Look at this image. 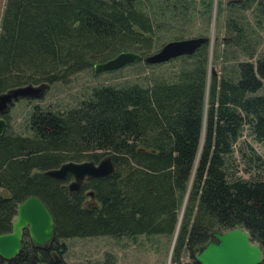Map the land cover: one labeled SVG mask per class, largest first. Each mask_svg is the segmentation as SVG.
I'll list each match as a JSON object with an SVG mask.
<instances>
[{
	"label": "trees",
	"instance_id": "obj_1",
	"mask_svg": "<svg viewBox=\"0 0 264 264\" xmlns=\"http://www.w3.org/2000/svg\"><path fill=\"white\" fill-rule=\"evenodd\" d=\"M240 1L231 6V40L223 44L252 59L258 30L264 36V0ZM143 4L6 0L0 93L67 82L121 52L147 56L155 26ZM246 9L251 19L242 15ZM226 55L216 48L212 64L227 62ZM208 57L203 45L171 61L176 69L168 75L149 77L145 85L94 88L65 112L34 107L29 137L0 136V190L7 193H0V235L11 231L17 205L32 196L56 226L46 250L24 233L21 251L7 264H64L59 254L65 247L60 251L58 244L64 239L175 233L171 264H198L194 256L214 233L239 227L264 253V154L241 141L247 133L264 148V94H258L264 62L255 67L232 52L228 72L209 76ZM84 158L94 164L109 158L113 174L87 179L77 192L45 175ZM87 196L96 206L86 207Z\"/></svg>",
	"mask_w": 264,
	"mask_h": 264
},
{
	"label": "rangeland",
	"instance_id": "obj_2",
	"mask_svg": "<svg viewBox=\"0 0 264 264\" xmlns=\"http://www.w3.org/2000/svg\"><path fill=\"white\" fill-rule=\"evenodd\" d=\"M239 2L241 1L143 0L144 4L141 8L143 7L146 12L148 10L147 13L155 26L153 44L147 56L157 53L169 42L204 37L209 38L212 42L211 45L206 44L209 51V76L213 75V71L215 74L222 71L228 72L232 62V52L237 54L239 62H251L256 67L259 60L264 62V36L261 30H258L257 37L255 36L253 39L259 45L254 49L256 51L252 59L245 57L239 50L227 48L223 44L231 40L226 23L233 13L231 6L238 5ZM5 3L6 0H0V26ZM243 7L242 9H245ZM251 12L252 9L242 10V15L251 19ZM216 48L218 53L227 54V62L219 60L217 64H212L214 63L212 52ZM141 64L137 66L133 64L117 71L97 75L94 74L93 68H90L72 76L67 82H57L47 86L34 85L38 88L41 87L42 93L31 99L19 98L10 105L8 111L2 116L7 122L5 132L8 135L29 137L31 132L28 122L34 107H38L42 111L65 112L76 107L81 101L87 100L94 88L100 86L120 88L135 83L145 85L149 77L164 73L168 75L176 69V62L172 63L171 61L159 65H147L143 62ZM10 90L2 92L0 95ZM258 94H264V80ZM246 135L247 133H244L241 141L247 140L259 154H264L262 145L252 142ZM85 161L88 160L84 158L82 162ZM240 167L242 168V166ZM240 175L247 178L242 173ZM63 182H66L68 187L70 181ZM0 193L7 197V193L3 190H0ZM85 203L87 208L96 206L89 196L86 197ZM185 203L180 217H182ZM175 237L176 233L172 236L70 238L58 242L60 251L61 245L65 247L59 256L64 264H171ZM181 261L184 262L185 259L183 258ZM0 264L5 263L0 260Z\"/></svg>",
	"mask_w": 264,
	"mask_h": 264
},
{
	"label": "water",
	"instance_id": "obj_3",
	"mask_svg": "<svg viewBox=\"0 0 264 264\" xmlns=\"http://www.w3.org/2000/svg\"><path fill=\"white\" fill-rule=\"evenodd\" d=\"M211 43L209 38L204 37L172 41L157 53L146 57L134 52H121L110 60L95 64L93 72L95 75L113 72L141 62L147 65L164 64L180 57L192 56L201 46ZM213 75H216L214 71ZM41 93V87L28 85L0 95V116L5 115L10 105L19 98L31 99ZM6 128V120L0 117V136L5 133ZM113 172V163L106 158L98 164L64 163L57 169L46 171L45 175L60 182L72 178L68 190L77 192L86 179H103ZM90 196L92 197V193ZM55 230L54 218L44 203L37 197H29L17 205L11 231L0 235V260L9 262L18 255L22 248L24 232L28 234L34 247L43 249L52 244ZM194 259L198 264H261L264 254L258 244L250 241L249 232L244 227H239L224 233H214L212 241L208 242Z\"/></svg>",
	"mask_w": 264,
	"mask_h": 264
},
{
	"label": "flooded vegetation",
	"instance_id": "obj_4",
	"mask_svg": "<svg viewBox=\"0 0 264 264\" xmlns=\"http://www.w3.org/2000/svg\"><path fill=\"white\" fill-rule=\"evenodd\" d=\"M0 117L2 118V116H0ZM86 180H87V179H86ZM86 180H85V181H86ZM65 181H70V182H71V181H72V178H67ZM83 184H84V183H83ZM83 184H82V185H83ZM24 233H26V232H24ZM48 248H49V246L46 247V248H43L42 250H46V249H48ZM263 254H264V253H263ZM1 261H2V260H1ZM2 262H4L5 264L8 263V262H5V261H2Z\"/></svg>",
	"mask_w": 264,
	"mask_h": 264
}]
</instances>
